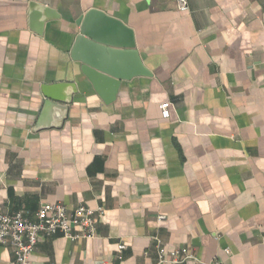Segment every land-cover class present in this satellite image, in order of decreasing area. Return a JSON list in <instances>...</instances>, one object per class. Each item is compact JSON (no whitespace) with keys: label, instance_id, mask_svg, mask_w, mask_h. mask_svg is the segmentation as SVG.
Instances as JSON below:
<instances>
[{"label":"crops","instance_id":"0c3cea01","mask_svg":"<svg viewBox=\"0 0 264 264\" xmlns=\"http://www.w3.org/2000/svg\"><path fill=\"white\" fill-rule=\"evenodd\" d=\"M30 1L60 15L40 35ZM187 5L0 0V212L102 210L94 237H40L29 264H171L159 247L197 258L179 264H264V0ZM91 7L132 28L151 76L122 80L108 103L78 87L37 127L41 85L77 82L74 21ZM0 264H14L8 247Z\"/></svg>","mask_w":264,"mask_h":264},{"label":"water","instance_id":"95a60500","mask_svg":"<svg viewBox=\"0 0 264 264\" xmlns=\"http://www.w3.org/2000/svg\"><path fill=\"white\" fill-rule=\"evenodd\" d=\"M59 13L36 1L28 5L29 28L42 34L46 22L59 19ZM77 28L70 58L77 82H46L40 87L43 98L37 127L52 108L70 104L73 95L92 89L105 103L115 98L122 80L151 76L136 49L134 32L121 19L97 8H88L74 21ZM79 87V89H78Z\"/></svg>","mask_w":264,"mask_h":264},{"label":"built area","instance_id":"2783aa9c","mask_svg":"<svg viewBox=\"0 0 264 264\" xmlns=\"http://www.w3.org/2000/svg\"><path fill=\"white\" fill-rule=\"evenodd\" d=\"M177 9L186 11L187 0H176ZM168 103L160 105L162 114L166 116ZM102 212L101 208H90L76 205L69 209L62 203L41 205L34 213V219L25 215L20 209L13 213L0 212V246L8 247L14 258V264H29V256L40 237L61 235L71 240L88 239L95 236L96 217ZM165 217L158 215L157 220ZM159 246V239L153 237ZM120 250L125 248L123 243L118 245ZM228 252V249H225ZM159 263L179 264L185 261H197L196 256L187 247L174 248L164 256L158 248ZM206 264H220L215 260Z\"/></svg>","mask_w":264,"mask_h":264}]
</instances>
